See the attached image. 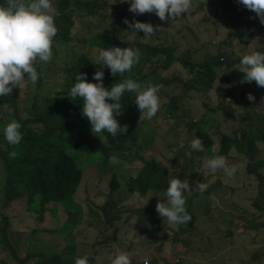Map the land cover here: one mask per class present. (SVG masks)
<instances>
[{"label":"trees","instance_id":"trees-1","mask_svg":"<svg viewBox=\"0 0 264 264\" xmlns=\"http://www.w3.org/2000/svg\"><path fill=\"white\" fill-rule=\"evenodd\" d=\"M52 3L58 26L52 60L47 63L39 60L35 62L34 66L40 74L36 84L26 81L23 88H14L10 95L0 97V129L11 121H17L23 133L20 145L10 146L0 132V248L2 254L8 255L0 260V264H75L79 255L73 245L55 251L48 245L43 246L42 250L36 249L34 242L39 233L55 232L48 227L50 221L47 214L52 215L54 220L62 217V221L67 222L65 226L74 228V231L84 225L91 230L96 223L103 224L106 230L116 225V233L126 232L132 224L139 225L146 228L143 235L148 240L156 239L163 232L164 236L169 237L160 239L156 244H170L172 248L175 246L180 249L186 245V253L193 249L186 238L196 233L206 242V250L211 249L212 239L216 240L217 237L207 234V231L213 228L219 229L230 240L233 239V245L240 235L234 227L239 220L249 226L244 224L240 229L243 234L247 235L249 229H255V233H259V230L264 233V220L257 223L252 213L249 216L255 221L251 223L245 214L248 210L233 199L238 191L235 184L241 178L244 168L241 160L246 156L249 157L246 169L249 188L257 182L264 187V170L257 167L253 158L254 152L262 153L264 147V113L259 114L255 110L254 101L248 99L249 93L255 97H264V87L257 86L255 82H242L245 74L236 69L244 54L264 50V24L256 14L238 4L237 0H193L191 10L172 22L161 21L155 13L136 16L129 11L130 5H124L121 0L116 4H110V0H52ZM189 13L192 19L187 17ZM199 17L201 19L197 20ZM126 19L150 22L165 30L174 24L186 27L183 35L189 45H200L196 50L181 48V43L168 45V40L162 41V35L159 36L165 30H158L150 36H145L142 31L132 34L125 23ZM86 21L95 23L93 26L97 31L93 33L87 30L88 34L82 36ZM236 28H242L243 31L235 32ZM222 29L227 30V34ZM131 34L135 38L129 44ZM252 36H256L260 44L254 47L245 44L244 41L247 42ZM79 41H89L91 45L104 49L111 46H133L139 52L140 61L130 73L113 76L106 66L97 65L100 61L95 64L87 54L73 53L74 44ZM174 66V72L168 76L159 73L160 69L169 71ZM47 69L54 77L50 81H47L50 77L45 73ZM100 70L105 73L106 87L126 78L136 79L141 84L151 82L159 85L161 107L157 114L151 120L141 116L134 103L135 93H128L123 98L122 115L117 117L121 127H124L120 133L116 137L107 132L99 136L93 134L90 122L82 115L83 101H73L69 89L80 72L86 73L87 79L92 82L94 73ZM154 77L156 79L151 81ZM172 86L174 90L169 89ZM179 89L191 99L195 98V94L204 95L215 91L218 99L222 100L220 109L213 114H204L198 124L188 122L187 133L178 132L179 125L169 126V117L178 111L177 101L181 98ZM253 115L257 116V123L251 122ZM223 127L228 130L224 131ZM180 133L200 138L204 151L193 152L191 158L180 153L186 163L192 161L193 164L177 172L171 169L173 164L163 163V158L153 153L150 147L157 142L158 134L175 141ZM215 135L220 136L217 151L213 139ZM139 137L145 146V155L135 159L132 168L138 170L137 175L130 178L125 186L129 187L132 195L138 194L141 197L134 203L130 202L126 210L124 204L115 200V192L121 187V182L114 175L116 170L111 160H124L133 156L130 146L136 144ZM11 151L18 152L15 159L10 157ZM148 153L149 158H146ZM216 155L226 156L229 165L236 168L232 176H227L223 170L210 173L204 168L205 160ZM262 165L264 161L259 164L260 167ZM88 174L97 175L96 183L111 177L108 182V198L95 195L93 207L89 198L86 199L87 207L78 203ZM173 177L188 179L191 187H195L198 182L208 183L209 189L200 194L205 196L211 192L221 201L226 198L234 205L233 213L225 217V221L213 211L206 217L207 223L202 224L192 213L193 199L186 194V209L191 215L187 226L190 228L183 234L178 233L156 211L157 202L166 200L164 193L169 179ZM72 211L80 215L81 220L77 224L69 222L67 217V213L73 215ZM16 212L28 213L18 225L31 217L35 223L32 232L26 237V242L33 244L35 249L25 256H22L13 239L12 214ZM258 213V217L264 215V207L259 205ZM15 224L17 226L16 221ZM98 256L99 252L96 251L89 258V264H100ZM163 256L164 248L158 245H153L148 254L151 264L162 263ZM185 261L182 259L177 264H184ZM190 263L195 262L190 260Z\"/></svg>","mask_w":264,"mask_h":264},{"label":"clouds","instance_id":"clouds-1","mask_svg":"<svg viewBox=\"0 0 264 264\" xmlns=\"http://www.w3.org/2000/svg\"><path fill=\"white\" fill-rule=\"evenodd\" d=\"M121 3H128L129 11L136 16L155 13L161 21L171 22L185 16L193 7V0H121ZM237 3L253 11L264 24V0H237ZM55 17L52 0H0V97L10 95L14 88H23L26 81L33 85L38 82L40 74L34 66L35 62L39 60L47 63L53 57L54 40L58 33ZM125 23L128 24L130 32L137 34L142 31L145 36L154 35L158 30L162 32L165 30L162 26H153L150 22L139 20L126 19ZM86 43L91 49L96 48V54L94 57L89 53L82 54H87L94 63L100 61L101 63L97 65L106 66L113 76L130 73L140 61L139 52L133 46L124 48L111 46L104 49L91 45L89 41ZM236 69L245 74L242 82H255L257 86L264 87V50L244 54ZM104 75L103 70L97 71L90 82L87 74L80 72L75 77L76 82L69 89L73 101H83L82 115L90 122L93 134L99 136L100 133L107 132L116 137L120 133L124 127H121L117 117L122 115L123 98L128 93H135L134 103L138 106L141 116L151 120L157 114L161 107L159 85L151 82L141 84L136 79L126 78L115 82L111 87H106ZM248 99L255 101L256 97L249 93ZM191 122L198 124V121L194 122L193 119ZM0 132L10 146H18L23 140L21 125L17 121L7 123ZM203 151V141L196 137L190 141L183 155L191 158L193 152ZM9 155L15 159L18 152L11 151ZM204 168L210 173L223 170L227 176H232L236 171L235 167L229 165L228 158L224 155L206 159ZM197 188L204 194L209 189V184L198 182L194 189ZM194 189L188 179L179 177L169 179L164 193L166 200H160L156 205L159 216L164 221L167 220L169 225L178 226L190 222L191 215L186 209V194H190ZM126 192L132 193L129 187ZM131 256L132 254L127 251L116 249L112 252L111 264H132ZM75 264H89V257L78 256Z\"/></svg>","mask_w":264,"mask_h":264},{"label":"rangeland","instance_id":"rangeland-1","mask_svg":"<svg viewBox=\"0 0 264 264\" xmlns=\"http://www.w3.org/2000/svg\"><path fill=\"white\" fill-rule=\"evenodd\" d=\"M118 0H110V4H116ZM125 5V3H124ZM189 19H192L191 13L187 15ZM199 17L197 20H200ZM85 26L83 27L82 36L87 35V30L90 32H96V28L93 26L95 23H90L88 21L84 22ZM99 23V22H96ZM80 23L77 24V26ZM76 26V27H77ZM186 27H180L179 25H171L166 28L162 35V41L168 40V45H177L178 43L183 44L181 48H190V49H197V45L190 46L189 43L184 38V32ZM234 29L235 32L241 33L243 31L242 28ZM222 31L227 34V30L222 29ZM234 32V33H235ZM134 34V33H132ZM131 34V35H132ZM256 37V36H255ZM252 36L250 40L248 39L245 44L249 43L250 47H254L260 42ZM135 35L130 37L129 44L132 43L134 40ZM154 37L152 36V39ZM154 41V40H153ZM155 44V42H154ZM72 44L69 45L71 48ZM74 51L73 53H89L92 57L96 54V48L91 49L90 45L83 41H79V43L74 44ZM239 50V48H238ZM72 55V53L70 52ZM72 59V63H73ZM175 70V66L170 69L169 71L166 70H159V73H163L166 76L172 74ZM50 77L47 81L52 80L54 77L52 76L51 72L47 69L45 70ZM225 73V72H223ZM156 77H154L151 81H154ZM217 83V82H216ZM219 85V83H217ZM169 89L174 90V86L169 87ZM178 94H180L181 98L177 101L179 103L178 111L175 115H170L169 117V126L175 127L179 125L178 132H185L187 133L188 130V122L198 121L200 123L203 120L204 114H213L216 110L220 109V102L217 97V93L213 91L212 93L200 95L195 94V98L191 99L185 96L182 93L181 89H179ZM262 99L263 101L257 102L256 100ZM256 100L254 101L255 110L259 111V113H264V97L257 95ZM242 106H240V109ZM179 119V120H178ZM252 122H258V118L256 115H253L251 118ZM224 129V127H223ZM228 130V129H227ZM224 129V131H227ZM149 133V132H146ZM180 133L177 135V140L171 141L167 137H163L160 134L157 135V142L150 147V150L161 156L163 158V163L166 164H173L174 167L171 169L177 172L184 171L189 166L193 164L192 161L188 163L185 162V159L180 155V153H184L185 150L189 147L190 141L192 140V136ZM141 135V133H140ZM214 140L217 142L220 139L219 135L213 136ZM183 145V147H181ZM131 147V153L133 156L128 157L127 159L120 160L113 158L111 160L112 167H114V175L118 177L121 182V187L119 191L115 195V200L125 205L124 209L127 210L128 204L130 202L134 203L138 201L141 196L138 194L132 195L127 191V184L128 180L131 177H135L137 175V171L134 167L135 159L139 157H143L145 155V146L142 142L141 137H139L136 144H133ZM262 153L259 151L254 152V160L257 163L258 168H262L264 170V166H259L260 162L264 161V147L261 149ZM146 158H149V153L147 154ZM241 159V158H240ZM244 168L241 172V178L235 184V187L238 189L237 193L234 195L233 199L238 202L240 205L243 206L244 209L248 210L246 212V216L249 214H254L255 218L258 220L257 223H261L264 220V215L261 214L259 216V205L264 207V187L260 186V183L257 182L252 188H249L247 182V164L249 163V157H244L242 160ZM179 174V173H177ZM264 175V173H263ZM97 175L91 176L88 174L87 180L82 187L80 192V199L78 201L79 204H83L87 207L86 199L89 198L91 203L90 205L93 207V198L95 195L103 196L105 199L108 198L109 195V187L108 182L111 181V177L103 180L100 183H96ZM194 189L195 187L192 186ZM88 189V191H87ZM261 189L263 192L261 193ZM208 195V196H206ZM205 196H202L199 192V189H194L188 195L189 198L193 199V207L192 213L195 217L201 221L202 224H206V217H208L211 212L215 211L216 215L222 219L226 220L225 217L229 216V214L233 213L234 208L233 204H231L226 198L224 201H221L217 198L214 193H207ZM212 206V208H209ZM73 215L70 216L67 213V217L69 222L77 224L80 222L81 218L80 215H77L74 211H72ZM244 214V213H243ZM244 214V215H245ZM28 213H20L16 212L12 214L14 216V232H13V239L18 244L22 256L26 254L33 253L35 249L33 244H28L26 242V237L30 234L35 226L33 217L28 218L25 222L23 221L24 216H27ZM48 215L49 225L48 227L54 230V233L51 232H44L42 231L36 236L35 244L37 250H42L43 246L48 245L52 251L60 250L66 248L68 245H73L77 248V254L82 257L87 255L91 258L96 251L99 252L98 256V263L100 264H109V260L111 262L112 252L116 249L127 251L132 254V264H151L150 258L148 257L149 251L151 247L154 245L155 247L161 246L164 248V256L161 257L162 263L160 264H177L182 259L186 260L184 264H191L190 260H193L194 264H218L219 262H223L225 264H264V233L259 230V233L253 232L255 229H249L246 234H243L242 230H240L244 224L248 226L242 220L236 221L234 227L237 232L240 234L239 238L235 243L232 245L233 239L227 237L223 232L219 229L213 228L210 231H207V234L212 235L214 238L217 237L216 240L212 239V248L206 250V242H203L201 236L196 234H191L186 240L193 249L188 254L185 249L188 247L185 245L184 249H180L167 244L163 246L158 243L160 239H164L169 237V235L164 236L165 233L160 232V235L154 240H148L146 235H143V232L146 228L139 226V225H130L126 232L119 231L116 233V225L107 228H104L103 224H95V227L91 230L87 229V225L82 226L79 230H75L74 228H70L69 226H65L67 222L62 221V217L57 218L56 220L53 219V216L50 214ZM64 218H67L63 215ZM250 222L253 223L255 221L251 216H249ZM17 223V226L15 224ZM167 221V220H166ZM120 224V222H119ZM168 224V222H167ZM173 228L180 234L188 231L190 226L187 224L182 225V227L171 225ZM227 227V225H224ZM249 227V226H248ZM63 228V231L60 232V229ZM226 232V231H225ZM257 234H253V233ZM204 234V233H203ZM172 235V233H171ZM148 236V235H147ZM241 236V238H240ZM150 238V236H148ZM156 244V245H155ZM199 248H202L200 250ZM3 250L0 248V260L7 257V254H2ZM194 252L195 255L193 256Z\"/></svg>","mask_w":264,"mask_h":264}]
</instances>
